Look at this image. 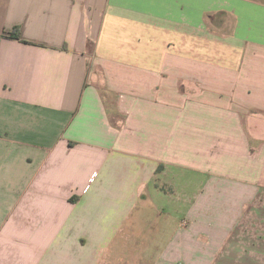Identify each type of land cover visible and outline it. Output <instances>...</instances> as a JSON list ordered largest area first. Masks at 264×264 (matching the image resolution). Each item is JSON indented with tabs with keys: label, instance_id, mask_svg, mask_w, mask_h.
<instances>
[{
	"label": "crops",
	"instance_id": "0c3cea01",
	"mask_svg": "<svg viewBox=\"0 0 264 264\" xmlns=\"http://www.w3.org/2000/svg\"><path fill=\"white\" fill-rule=\"evenodd\" d=\"M0 264H264V0H0Z\"/></svg>",
	"mask_w": 264,
	"mask_h": 264
},
{
	"label": "rangeland",
	"instance_id": "374dc122",
	"mask_svg": "<svg viewBox=\"0 0 264 264\" xmlns=\"http://www.w3.org/2000/svg\"><path fill=\"white\" fill-rule=\"evenodd\" d=\"M165 191H168V188L167 189H165ZM154 212H151V214H153ZM146 214H148V212H146ZM146 233L147 234H149V233H152V231H146ZM146 241H148V242H150L151 241V237L150 236H147L146 237ZM146 246H147V243H146Z\"/></svg>",
	"mask_w": 264,
	"mask_h": 264
}]
</instances>
